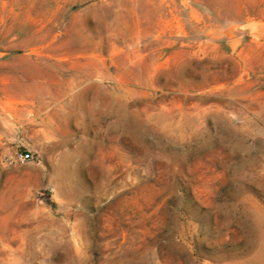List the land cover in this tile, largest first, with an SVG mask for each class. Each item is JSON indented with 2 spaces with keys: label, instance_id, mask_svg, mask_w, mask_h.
Returning a JSON list of instances; mask_svg holds the SVG:
<instances>
[{
  "label": "rangeland",
  "instance_id": "1",
  "mask_svg": "<svg viewBox=\"0 0 264 264\" xmlns=\"http://www.w3.org/2000/svg\"><path fill=\"white\" fill-rule=\"evenodd\" d=\"M0 264H264V0H0Z\"/></svg>",
  "mask_w": 264,
  "mask_h": 264
},
{
  "label": "built area",
  "instance_id": "2",
  "mask_svg": "<svg viewBox=\"0 0 264 264\" xmlns=\"http://www.w3.org/2000/svg\"><path fill=\"white\" fill-rule=\"evenodd\" d=\"M21 156H22L23 158H26V157L29 156V153H28V152H26V153H21Z\"/></svg>",
  "mask_w": 264,
  "mask_h": 264
}]
</instances>
